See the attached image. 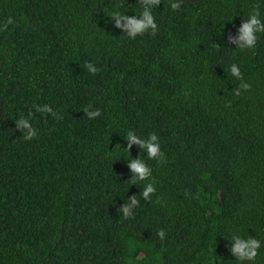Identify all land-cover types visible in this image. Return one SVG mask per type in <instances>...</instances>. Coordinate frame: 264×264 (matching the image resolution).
Listing matches in <instances>:
<instances>
[{
    "label": "trees",
    "instance_id": "obj_1",
    "mask_svg": "<svg viewBox=\"0 0 264 264\" xmlns=\"http://www.w3.org/2000/svg\"><path fill=\"white\" fill-rule=\"evenodd\" d=\"M142 11L0 0V264H264V32L253 48L228 39L254 12L264 23V0H161L155 33L115 27ZM129 131L156 134L163 159L128 150ZM136 158L151 176L133 183ZM233 235L261 241L255 261L229 251Z\"/></svg>",
    "mask_w": 264,
    "mask_h": 264
},
{
    "label": "clouds",
    "instance_id": "obj_2",
    "mask_svg": "<svg viewBox=\"0 0 264 264\" xmlns=\"http://www.w3.org/2000/svg\"><path fill=\"white\" fill-rule=\"evenodd\" d=\"M161 0H139V3L143 7V11L139 16H128L126 14H121L116 12L112 15L115 20V27L123 29L124 33L131 39H135L138 35H143L144 33L151 30L153 33L157 30V24L155 18L152 14V9L154 6L159 5ZM171 7L173 10L179 8V4L172 3ZM8 24L13 23L12 18L7 21ZM7 25H5V28ZM258 32H264V23L259 19L258 13H253L247 20H244L239 27V35L236 38L231 36L228 37L230 43H234L238 48H253L257 42ZM87 70L92 74H95L98 69L93 66L92 63H87L85 65ZM230 72L232 76L240 79L242 82L235 90L236 95H240V89L248 90L251 86L248 83L243 82L242 73L240 68L236 64L230 66ZM36 111L52 113L51 107L48 105L35 106ZM86 116L89 119H94L98 117L101 113L99 109L95 111H90L87 108L84 109ZM55 115V113H52ZM31 115V110L29 111ZM59 118V117H58ZM17 128L25 131L24 139L31 140L35 135L36 131L32 127L28 119L21 117L16 122ZM127 149L130 150L133 144L139 145V147L146 151L147 157L149 159H163L164 153L161 151L158 136L156 134H151L148 139L138 138L132 131H129L126 137ZM129 167L132 170V182L135 183L137 180L144 181L151 176V169L146 165L142 158L132 159L129 162ZM155 192V186L153 183H148L143 192L142 197L145 200H149L151 194ZM129 203L123 204L119 209L123 213L125 219L129 218L133 214V208L138 206L139 201L135 195L129 198ZM157 235L161 240L165 238V232L161 229L158 231ZM230 240L235 241L233 246L229 248V251L236 257L237 260L243 261H255L258 250L261 248V241L255 237H248L247 239L241 238L238 235H233Z\"/></svg>",
    "mask_w": 264,
    "mask_h": 264
}]
</instances>
